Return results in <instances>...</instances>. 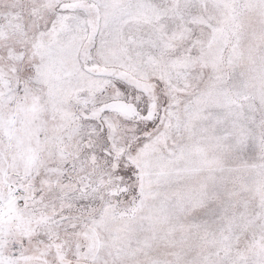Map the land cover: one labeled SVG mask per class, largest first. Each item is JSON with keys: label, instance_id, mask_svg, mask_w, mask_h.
Instances as JSON below:
<instances>
[{"label": "snow or ice", "instance_id": "obj_1", "mask_svg": "<svg viewBox=\"0 0 264 264\" xmlns=\"http://www.w3.org/2000/svg\"><path fill=\"white\" fill-rule=\"evenodd\" d=\"M0 264H264V0H0Z\"/></svg>", "mask_w": 264, "mask_h": 264}]
</instances>
